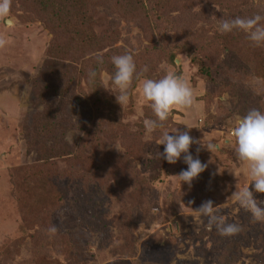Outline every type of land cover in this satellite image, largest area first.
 <instances>
[{"label":"rangeland","instance_id":"rangeland-1","mask_svg":"<svg viewBox=\"0 0 264 264\" xmlns=\"http://www.w3.org/2000/svg\"><path fill=\"white\" fill-rule=\"evenodd\" d=\"M91 5L94 30L106 38L84 59L94 67L106 54L111 63L113 56L131 53L137 72L148 71L133 78L123 107L109 91L112 63L110 71L99 68L98 80L84 74L66 130L56 109L40 103L39 89L56 72L86 62L54 60L53 44L67 36L56 33L29 0H12L11 28L0 21L7 40L0 48V264H262L264 221L253 220L239 193L249 187L261 208L264 193L255 192L238 160L232 129L249 110L264 112V45L254 46L240 30L221 33L219 26L264 16V0H166L155 11L119 10L110 0ZM167 71L188 83L194 104L173 109L163 128L146 134L144 120L155 116L142 99V81ZM187 125L194 140L219 146L192 145L191 154L207 168L191 187L177 176L187 168L183 157L169 164L158 142L163 132L176 135ZM80 137L83 153L72 171L68 156H48L63 142L70 151ZM99 142L107 152L97 150ZM150 145H158V159L142 158ZM111 155L117 161L106 168ZM45 163L51 171L43 182L39 166ZM208 200L215 215L239 225V233L223 237L209 229L197 211ZM53 225L54 234L48 231Z\"/></svg>","mask_w":264,"mask_h":264},{"label":"clouds","instance_id":"clouds-1","mask_svg":"<svg viewBox=\"0 0 264 264\" xmlns=\"http://www.w3.org/2000/svg\"><path fill=\"white\" fill-rule=\"evenodd\" d=\"M12 0H0V21L11 28L14 24L10 16ZM264 16L259 14L251 17H236L231 20H222L219 31L229 33L233 30L243 31L247 39L254 46L264 45V24L261 21ZM7 40L0 33V48H4ZM102 63V58H98ZM115 71L111 83L114 89L109 90L114 93L116 102L122 107L128 101V90L132 84L133 78L140 79L148 71L145 66L142 71L137 72V66L131 53L115 55L111 58ZM89 77L94 78L97 73L89 72ZM141 96L151 108L155 119L144 120L146 134L153 133L158 128H163L173 109H189L194 104V93L188 83L172 71H167L159 79L144 78L141 87ZM187 131H174L176 135H170L169 132H163L159 139V144L164 145V151L160 156L169 164H176L181 157L187 168L182 170L177 176L182 183H187L191 187L193 180L197 179L205 171L207 165L198 158L193 157L190 148L194 143L201 144L202 147L212 150L218 145L209 144L205 146L201 141H196L189 134L191 127L187 125ZM232 136L235 138L234 151L238 160L246 166L254 185L255 192L264 193V112L259 109H251L245 115L238 118L235 127L232 129ZM231 142V141H230ZM201 149L197 148V153ZM239 202L241 206L251 212L255 221H264V208L258 206L255 202L253 192L249 187L244 188L239 193ZM213 202L205 201L197 210L203 216L207 217L209 229L213 226L223 237H230L239 233L240 227L235 223H226L221 217L214 214ZM182 210V206H181ZM48 231L52 234L57 232L55 225Z\"/></svg>","mask_w":264,"mask_h":264},{"label":"trees","instance_id":"trees-1","mask_svg":"<svg viewBox=\"0 0 264 264\" xmlns=\"http://www.w3.org/2000/svg\"><path fill=\"white\" fill-rule=\"evenodd\" d=\"M95 0H29L31 5H34L36 8L40 7L39 9L42 10V13L49 18L50 23H52V29L57 33L59 32L62 35H66L67 38L65 40H59L53 47L51 48L52 57L55 61H57L60 65L63 62H73V61H84V65L79 67L80 69L74 68L73 69L78 73L79 78L73 69H69L65 71V73L56 72L54 77L52 76V80L48 82V85L44 87H40L38 98L40 103L42 104H49L51 106V110L53 111L56 109V116L62 119L63 126H60L62 130H66L69 127L71 128L72 125L69 123V127L67 123H65V118H70L69 107L74 104L77 105V99L81 93H78L81 88L78 85L79 80L81 77L86 75L88 79H93L89 77L90 71H95L97 75L99 74V68H105L110 71L112 65L109 61V56L106 54L102 57V63L96 62V65L92 67L93 60H86L84 59V54H86L90 50H100L99 47L103 43L104 39L106 38L103 34L97 35L96 31L94 30V22L93 18L90 14L91 4ZM114 2L119 10L123 7H131L135 10V8H139L142 11H146L148 6H152V10H160L164 6H166V0H110ZM215 1V0H213ZM219 2V0H216ZM147 3L149 5H147ZM227 38V37H226ZM232 52V51H231ZM108 57V58H107ZM196 59V57H195ZM89 69V70H87ZM58 75V76H57ZM96 75V76H97ZM95 76V77H96ZM94 79H97L95 78ZM98 80V79H97ZM96 81V80H95ZM94 81V82H95ZM101 94V93H99ZM96 95V94H95ZM102 99L100 100V102ZM49 113V112H47ZM50 114V113H49ZM45 121L43 124H48ZM35 123V121H34ZM60 133L57 136L62 135ZM65 135V133H64ZM84 136V135H83ZM61 141V140H60ZM62 142V141H61ZM96 140L91 139V144L95 143ZM64 145L60 147L57 151L53 147V151L57 153H52L48 156H68L71 164L69 165V171H72L73 163L75 159H78L80 154L83 153L82 147L84 143V138L80 137L74 148L70 151H67L65 142ZM57 144V141H56ZM105 145L99 144L97 145V150H102L107 152L104 148ZM149 148L150 154L145 155V151L142 153V158L151 156L154 159H158V145H150L147 146ZM43 151H41V154ZM60 154V155H59ZM42 155H39L41 157ZM49 160V158L47 159ZM120 160V159H119ZM117 161L115 156L111 155L110 161H106V168L113 166V164ZM149 166H151V160L148 159ZM48 163L42 164L39 166L41 168L40 171V179L45 182V177L47 178V174L51 171ZM72 166V167H71ZM151 168H153L151 166ZM71 179L74 178V174L70 176ZM238 251L234 250L232 255V259L235 261L237 257ZM260 257V256H259ZM260 262L264 264V256L260 259Z\"/></svg>","mask_w":264,"mask_h":264}]
</instances>
